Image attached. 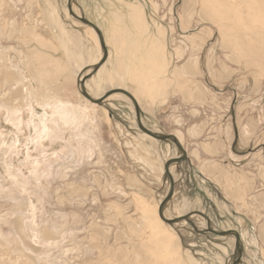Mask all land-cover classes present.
Returning <instances> with one entry per match:
<instances>
[{
  "label": "rangeland",
  "instance_id": "1",
  "mask_svg": "<svg viewBox=\"0 0 264 264\" xmlns=\"http://www.w3.org/2000/svg\"><path fill=\"white\" fill-rule=\"evenodd\" d=\"M57 2L0 0V264H232L234 237L208 234L203 240L188 223L175 229H181L180 239L193 249V259L170 252L166 258L171 249L160 215L156 218L157 206L131 195L132 150L123 140H136L147 153L151 147L142 140L161 145L169 159L181 153L173 143L154 141L139 129L127 97L133 105L116 110L111 102L95 105L78 94V82L57 64L68 57L60 47L63 29L72 23L84 26L66 9L67 19L61 18ZM145 5L151 26L168 32L175 81L181 67L195 65L194 74L205 87L207 128L223 113H232L238 88L255 81L264 89V70L250 66L238 47L256 44L252 33L264 32V27L251 26L244 6L233 5L241 15L236 20L220 15L218 0H146ZM72 92L91 109L76 115ZM103 105L111 111L110 123L98 108ZM143 123L151 132L168 135L162 123ZM186 126L175 124L177 129ZM164 179L168 185L166 174ZM179 215L164 212L166 219ZM192 215L196 228L206 230L205 219ZM227 223L212 227L231 231Z\"/></svg>",
  "mask_w": 264,
  "mask_h": 264
},
{
  "label": "crops",
  "instance_id": "2",
  "mask_svg": "<svg viewBox=\"0 0 264 264\" xmlns=\"http://www.w3.org/2000/svg\"><path fill=\"white\" fill-rule=\"evenodd\" d=\"M57 3L61 4V18L66 20L68 0ZM145 3L146 0H74L73 12L99 29L104 49L95 31L72 23L63 29L65 37L60 46L68 57L59 59L57 68L68 69L61 73L75 78L80 96L82 80H86L84 86L93 99L112 91L130 93L137 101L143 122L162 123L168 135L176 136L181 143L185 141L182 147L187 159L171 167L176 181L174 196L164 212L180 211L176 218L204 212L213 227L228 222L227 230L241 236V264H264V89L255 81L238 88L232 95V113L225 109L220 120L207 128L205 87L199 73L196 76L195 65L186 63L177 71L175 81L174 59L167 56L168 32L151 26ZM191 69L193 77L189 75ZM79 95L72 92L76 115L77 111L91 108ZM127 99L114 94L105 102H111L109 107L116 110L129 109L133 104ZM100 106L107 113L108 122H112L111 111ZM177 122L187 126L177 129ZM136 142L123 140V145L132 150L129 163L133 174L127 176L132 183L130 194L148 201L151 207L157 206L159 212L161 199L170 191V184L164 179V161L170 154L161 145L142 140L151 147L147 153ZM177 225L164 223L165 229L160 226L176 236L168 245L171 250L166 251V258L170 259L168 252H173L180 254L182 260L193 259V249L183 246Z\"/></svg>",
  "mask_w": 264,
  "mask_h": 264
},
{
  "label": "water",
  "instance_id": "3",
  "mask_svg": "<svg viewBox=\"0 0 264 264\" xmlns=\"http://www.w3.org/2000/svg\"><path fill=\"white\" fill-rule=\"evenodd\" d=\"M74 0H68V9H69V15L71 17L74 18V20L76 21H79L80 23L86 25V26H89L91 27L95 33H97V35L99 36V40L101 42V46L103 45L102 44V39H101V33H99V29L93 24L91 23L90 21L86 20L85 18H81L79 16H77L74 12H73V9L71 8L72 6V2ZM102 48L104 49V46H102ZM105 58H107V55L105 53ZM99 69V67H98ZM86 80H82L81 84L79 85L81 87V90H82V95L84 96V99H88L89 101H91L92 103H95V104H101L103 103L104 101L107 100V97H111L110 94L106 95L105 97H103L102 99H99V100H94L92 98H90L91 96L87 93L86 91V87L84 86ZM118 93L120 94H123V96L129 98V100H131L135 106V109L136 110V118H137V123L139 125V128L140 130L145 133V135H148L154 139H156L157 141L159 142H168V143H173L175 145V147L178 149V151L181 153V156L178 157H175V158H171V159H168L166 160V163H165V173L167 175V178L169 180V187H170V191L168 192V195L165 197V199H163V201L161 202L160 204V208H159V215L161 217V219L166 223L168 224L169 226H172V225H175V224H178L179 222H182V221H185L187 222L197 233L201 234V235H204L206 233H211V234H214L218 237H227V236H232L235 238V246H234V261L232 262V264H241L240 261H242V256H243V245L241 243V237L239 236L240 234L237 232V231H225V232H218V231H215L212 226H211V221L210 219L207 217V216H204L203 214H200L198 213V215H200L201 217L205 218L206 221H207V230L206 231H199L196 226L194 225V223L190 220L189 216H185V217H181L179 219H172V220H168L165 218L164 216V209L166 207V205L171 202L173 196H174V185H175V178L173 176V174H171V167L175 164H179V163H182L185 161V159H187V153L186 151L184 150L183 147H181L177 137L175 136H172V135H161V134H156L154 132H151V130L147 129L145 126H143V123L141 122L142 121V116H141V113L139 110H137V103L135 101V99L133 97H131V95L125 91H118Z\"/></svg>",
  "mask_w": 264,
  "mask_h": 264
},
{
  "label": "bare ground",
  "instance_id": "4",
  "mask_svg": "<svg viewBox=\"0 0 264 264\" xmlns=\"http://www.w3.org/2000/svg\"><path fill=\"white\" fill-rule=\"evenodd\" d=\"M239 1V3H234L233 0H218V2L221 3L222 5V9H220V15L222 17H226V18H231V19H236V20H240L241 19V15L239 16V14H236V12L234 11L233 9V5H240V6H244V8L247 10V12H249V21L251 23V26L252 25H258L260 28L264 27V0H237ZM213 2V1H212ZM89 27V26H87ZM247 27H250V26H247ZM92 31H94L91 27H89ZM251 28V27H250ZM260 34H257V31L255 33H252V34H256V35H253V40L256 41V44L252 45L250 44L249 42H246V43H241L240 45H238L239 47V50L241 49L243 51V53L245 54V56L247 57L248 59V64L250 66H255V67H260L261 69L264 70V32H259ZM262 33V34H261ZM102 39V38H101ZM82 81H80V84H81ZM75 84V83H74ZM79 84V85H80ZM81 88V87H80ZM126 92V91H125ZM128 93V92H127ZM110 94L111 96L114 95V94H120L118 93V91H112V92H108L106 95ZM130 94V93H129ZM105 95V96H106ZM123 95V94H121ZM131 95V94H130ZM125 97V96H123ZM132 97V95H131ZM91 98V97H90ZM103 97H101L100 99H102ZM134 98V97H133ZM86 99V98H85ZM93 99V98H92ZM109 99V97H107V100ZM129 99V98H128ZM135 99V98H134ZM88 100V99H87ZM95 100V99H94ZM131 101V100H130ZM136 101V100H135ZM91 102V101H90ZM132 102V101H131ZM92 103V102H91ZM133 103V102H132ZM137 103V101H136ZM95 104V103H93ZM103 103H101L100 105H102ZM87 105V104H86ZM89 105V104H88ZM95 105H99V104H95ZM135 107V106H134ZM89 108V107H88ZM137 108L138 107V104H137ZM91 109V108H90ZM140 111V109H137ZM136 111V110H135ZM96 112V111H95ZM141 113V112H140ZM85 115V113H84ZM102 118V117H101ZM104 120V119H102ZM137 120V118H136ZM138 122V121H137ZM104 125V124H103ZM144 126V125H143ZM140 129V128H139ZM155 133V132H154ZM145 134V133H144ZM158 134V133H156ZM148 136V135H147ZM173 136V135H172ZM150 137V136H149ZM176 137V136H175ZM152 138V137H151ZM154 139V138H153ZM178 139V138H177ZM156 140V139H155ZM179 141V140H178ZM180 145H181V142L179 141ZM182 147V145H181ZM184 148V147H183ZM185 150V149H184ZM121 155V154H120ZM181 156V154L179 155ZM179 158V157H178ZM186 161V159H185ZM184 161V162H185ZM183 163V162H182ZM181 164V163H179ZM176 165V164H175ZM176 182V181H175ZM139 199V198H138ZM148 203V202H147ZM151 204V203H150ZM145 206V205H143ZM160 208V207H159ZM146 210V209H145ZM152 210V209H151ZM141 211V210H140ZM198 213L200 214H203L204 216H206L204 213H201V212H196L194 213L195 215L201 217L200 215H198ZM189 216V218H191L193 215H187ZM185 217V216H183ZM208 217V216H207ZM156 218L158 219L159 216H158V213L156 215ZM161 218V217H160ZM159 218V220H160ZM181 218V217H180ZM203 218V217H201ZM179 219V218H177ZM205 219V218H203ZM168 220H172V219H168ZM174 220V219H173ZM206 220V219H205ZM142 222V221H141ZM160 224L159 226L162 227V229H165L164 226H162L164 223L162 220H160ZM182 222H185V221H182ZM182 222H179V223H182ZM207 222V221H206ZM144 223V222H143ZM152 223V222H151ZM178 223V224H179ZM187 223V222H186ZM145 224V223H144ZM152 225V224H151ZM177 225V224H175ZM212 226V224H211ZM134 227V226H133ZM171 227H174V225H172ZM213 228V227H212ZM137 229V228H136ZM214 229V228H213ZM207 230V229H206ZM204 230V231H206ZM215 231H217L216 229H214ZM165 231V230H164ZM166 232V231H165ZM219 232V231H218ZM222 232H225V231H222ZM147 233V232H146ZM168 234V232H167ZM199 234V233H198ZM208 234H211V233H206L204 235H208ZM201 235V234H200ZM203 235V236H204ZM214 235V234H212ZM137 236V235H136ZM142 237V236H141ZM176 236L172 233H169L167 238L164 240L165 242L167 241V245H169V243H171L174 238ZM218 237V236H217ZM227 237H232V236H227ZM241 237V236H240ZM176 239V238H175ZM178 240V239H177ZM162 241V240H161ZM163 242V241H162ZM171 245V244H170ZM161 246V245H160ZM144 247V246H143ZM146 247V246H145ZM155 248V247H154ZM147 249V248H146ZM149 249V248H148ZM152 249V248H151ZM163 249V248H162ZM155 250V249H154ZM157 250V249H156ZM234 250V249H233ZM235 251V250H234ZM158 253V252H157ZM173 253V252H172ZM233 256H234V252H233ZM167 257V256H166ZM175 261V260H173ZM170 263V262H169ZM177 263V262H176ZM232 263V262H231ZM162 264V263H161ZM172 264V263H170ZM175 264V263H173ZM181 264V263H180Z\"/></svg>",
  "mask_w": 264,
  "mask_h": 264
}]
</instances>
